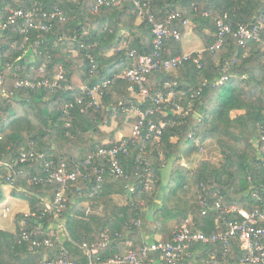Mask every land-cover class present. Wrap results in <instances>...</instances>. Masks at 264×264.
I'll list each match as a JSON object with an SVG mask.
<instances>
[{"label":"trees","instance_id":"16d2710c","mask_svg":"<svg viewBox=\"0 0 264 264\" xmlns=\"http://www.w3.org/2000/svg\"><path fill=\"white\" fill-rule=\"evenodd\" d=\"M136 1L150 5L157 23L181 31L180 40L167 39L165 58L185 53L190 21L203 52L193 53L175 70L162 68L148 76L151 97L175 95L152 117L167 126L154 140L149 138L150 119L146 120L140 136L130 141V155L120 156L124 175L118 177L109 173L106 158L94 157L89 166L84 162L99 147L117 143L116 136L128 128L127 123L137 124L138 116L131 119L130 112L152 106L150 98L132 96L131 82L117 77L135 67L132 52L148 55L153 49V27L139 16ZM96 2L0 0V24L11 11L35 6L45 11L58 6L65 16L64 21L36 17L34 22L52 25L47 32L23 33L26 21L20 18L0 33V202L5 200V187L11 186L14 196L31 206L28 216L16 217L15 233L0 230V264L59 258L91 264L85 244L98 249L94 261L129 250L142 255L153 243L170 242L176 226L188 218L193 230L209 236L223 232L218 203L248 211L261 206L253 193L264 194V32L261 42L251 41L244 49L234 33L239 25H251L264 14V0H123L118 6L102 5L94 13ZM171 15L177 18L168 24ZM225 15L233 33L220 50L212 52L217 20ZM122 31L129 36L127 46L121 48ZM61 69L64 79L51 88ZM25 80L36 87L17 85ZM42 81L49 86L39 87ZM95 88L98 106L91 105L90 92ZM134 90L139 92L137 87ZM114 122L117 127L106 131ZM210 140L220 149V163L201 160L196 168L190 167ZM31 151L44 155L54 171L64 164L69 171L80 169L87 176L69 184L58 214L44 211L59 185L32 182L33 177L48 174L44 162H19ZM96 167L108 170L102 182L97 181ZM117 196H128V202L120 205ZM200 199L211 207L207 214ZM60 221L69 236L56 240L53 233ZM24 233L31 235L30 242H21ZM103 234L110 240L107 247L101 246ZM158 235L163 238L157 239ZM46 239L54 240V245L43 244ZM34 242L42 244L35 247ZM192 251L196 264L212 255L219 264H242L243 252L236 240L227 252L220 243L193 244ZM148 254L146 264H159L156 255Z\"/></svg>","mask_w":264,"mask_h":264},{"label":"built area","instance_id":"2783aa9c","mask_svg":"<svg viewBox=\"0 0 264 264\" xmlns=\"http://www.w3.org/2000/svg\"><path fill=\"white\" fill-rule=\"evenodd\" d=\"M123 0H97L95 7L93 9L94 13H97L102 5L107 6H118ZM136 6L139 10V16L146 17L148 23L153 27V49L148 55H137L135 52L131 53V56L135 59V67L126 70L124 73L118 75V78L128 80L131 82L132 86L130 90L137 87L143 98H150L152 100V106L147 108L145 111L136 109L139 121L133 128V133L130 138H123L115 143L112 147L101 146L97 149L93 156H90L85 162V166L92 164V159L94 157H102L109 160L110 171L112 175L122 177L124 175V170L120 163V156L124 155L128 157L130 155V141L131 139L136 140L141 133V127L150 119L148 122L149 127V138L154 140H159L161 138L164 128L167 123L161 122L157 124L152 118L157 113L161 111V105L165 103H170L171 99L174 98V93L170 92L168 97L164 93H158L156 96L151 97L150 89L146 87V82L148 76L159 69H165L166 71H172L180 67L186 62L192 59V54L184 53L176 55L172 58H165L164 52L165 44L168 38L171 36L176 40H180L182 33L180 30L175 29L171 31L168 25L163 23H157L154 14L151 12V7L148 3L141 4L136 1ZM43 16L50 21L59 19L60 21L65 20L64 13L62 9L58 6L45 11L41 7L35 6L32 10H17L11 11L7 21L4 24H0V33L4 31L8 26L15 24L20 18H24L26 23L23 25L22 32L28 33L29 29L37 30L41 29L44 31H50L52 25L46 24L42 20L38 23L34 22L36 17ZM177 16L171 15L167 21L170 24L175 20ZM188 25V21L184 22ZM217 33L216 39L211 46L210 50L215 52L220 50L225 42V39L233 33L232 26L228 23V16L225 15L223 18L217 20ZM264 32V14L261 15L257 21L251 25H239L234 33L237 38L239 46L244 49L247 44L251 41L261 42L262 34ZM195 62L199 64L196 59ZM40 73H44V68L40 69ZM64 79V71L61 69L58 73L55 82L52 84L51 88L57 87L59 82ZM222 83V81H220ZM109 82L104 85L107 86ZM20 87H30L35 88L36 85L28 80L20 81L18 84ZM38 86H49L48 81H42ZM92 99L91 105L98 106L100 104L99 99V89L95 88L90 92ZM262 140H264V130H263ZM204 151V147L200 149ZM34 162L42 161L47 167L48 174L45 177L35 176L32 178V182L36 184L48 183L59 185L58 191L55 198L51 202L46 203V208L44 213H55L58 214L62 208L65 206L67 187L70 183L77 181L80 176L87 177L82 170L77 169L76 171H69L68 168L63 164L58 170H52V164L47 161L44 155L29 152L23 154L19 162ZM95 173L97 174V181L102 182L104 176L108 173L105 168H95ZM9 180H11L12 185H14V178L10 175ZM148 186V184H147ZM99 190V186L95 188V192ZM130 193L134 192L133 187H128ZM264 193V190H263ZM254 198L260 202L259 208H254L251 211L239 208L235 205L229 207H223L221 204H217L216 210L220 212L219 219L221 221L220 226L224 229L223 232L213 234L211 236L205 234L201 230H193L192 218L186 219L184 222L178 224L173 232V239L170 242H159L153 243L152 245L146 247L142 251V255H139L133 250H129L122 255H117L113 258L107 259L105 261L97 258L96 261L92 259L94 255L98 254L97 248L90 249L86 244L83 248L87 250L90 255L91 264H146V259L148 253H153L159 259V264H196L198 263L194 260V252L192 251L193 244H222L226 252L230 249L232 241L236 240L241 247V252H243V257L241 259L242 264H264V194L259 192L253 193ZM201 204L206 207L204 214H207L211 209L208 202L200 199ZM28 216V215H27ZM59 231H54L53 237L56 240H60L61 235L69 236V232L62 221L59 222L57 226ZM103 242L102 247H107L110 244L109 237L106 234L102 235ZM30 242L31 235L24 233L22 235L21 242ZM42 243L34 242L35 247H39ZM46 246L52 247L54 245V240L46 239L43 243ZM155 252V253H154ZM210 259V258H209ZM204 260L202 264H219V260L215 255H212L210 260ZM156 261L155 259H153ZM157 263V262H156ZM35 264H76L75 262L69 261L65 258L59 259H45L41 260Z\"/></svg>","mask_w":264,"mask_h":264},{"label":"crops","instance_id":"0c3cea01","mask_svg":"<svg viewBox=\"0 0 264 264\" xmlns=\"http://www.w3.org/2000/svg\"><path fill=\"white\" fill-rule=\"evenodd\" d=\"M122 36H123V40L121 42V48L127 46L126 38L129 36V33L127 31H122ZM183 48L185 53H189V54L203 52V49L201 48V44L197 39L196 35L194 34L193 30L190 29L189 31L187 30V33L184 38ZM130 91L132 93V96H134L135 98L142 97L140 92L138 91L135 92V90L134 91L130 90ZM133 112L134 114H136L137 113L136 109H134ZM123 133L124 131L119 132L117 134V139H118V135L119 134L122 135ZM211 146H213L214 148H218L217 144L212 140L206 143V147H211ZM116 200L120 205H125L128 202V197L119 196L116 198ZM3 203L4 204L0 208V230L15 233L19 226L16 221V217L18 215H29L31 213V206L29 202L23 197L14 196L13 188L11 186L5 187V200ZM5 208L9 210L6 211ZM63 237L64 235L62 234L61 238Z\"/></svg>","mask_w":264,"mask_h":264},{"label":"rangeland","instance_id":"374dc122","mask_svg":"<svg viewBox=\"0 0 264 264\" xmlns=\"http://www.w3.org/2000/svg\"><path fill=\"white\" fill-rule=\"evenodd\" d=\"M194 27H195V25L193 24V22H191L189 27H188V31H189V29L193 30ZM201 48H203L202 45H201ZM167 97H168V95H166V98ZM136 114H134V112H130V115H131L130 118L134 119L136 117ZM114 123L112 124L111 128L110 127L109 128H105V130L110 132L113 128L117 127V123L116 122H114ZM126 125H127L128 128L124 131V133L122 135H120V134L118 135V139L119 140L123 139V138H129V137L132 136L134 124L127 123ZM118 139H117V136H116V140L117 141H118ZM107 143H109V142H107ZM206 143H208V142H206ZM221 159H222V156H221V152H220L219 148H214L213 146L206 147V144H205L204 151L199 153L196 156V158H194L193 161L190 162L189 166L192 167V168H196L201 160H207V161H210L211 163L216 165V164L220 163ZM182 163H183V165H188V163L186 161H183ZM168 174H169V172L166 175L167 179H168ZM117 197H119V196H117ZM3 202L4 201L0 202V208L4 204ZM5 210L8 211L9 209L5 208ZM54 230L56 232L59 231V229H57V227H55ZM156 237H157V239H162L163 238V236H160V235H158Z\"/></svg>","mask_w":264,"mask_h":264}]
</instances>
